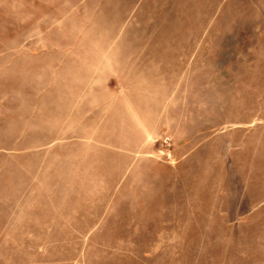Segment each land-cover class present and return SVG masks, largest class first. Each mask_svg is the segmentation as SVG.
<instances>
[{
	"label": "rangeland",
	"instance_id": "1",
	"mask_svg": "<svg viewBox=\"0 0 264 264\" xmlns=\"http://www.w3.org/2000/svg\"><path fill=\"white\" fill-rule=\"evenodd\" d=\"M0 264H264V0H0Z\"/></svg>",
	"mask_w": 264,
	"mask_h": 264
}]
</instances>
